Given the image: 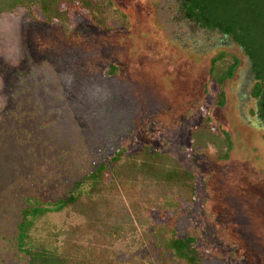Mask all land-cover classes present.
I'll return each mask as SVG.
<instances>
[{
    "label": "rangeland",
    "instance_id": "1",
    "mask_svg": "<svg viewBox=\"0 0 264 264\" xmlns=\"http://www.w3.org/2000/svg\"><path fill=\"white\" fill-rule=\"evenodd\" d=\"M110 1L127 15L126 29L101 31L83 12L70 26L21 9L0 15V264H27L15 244L26 198H62L100 161L142 149L173 156L196 183L192 204L152 212L153 222L192 237L204 264H264V131L253 125L246 56L183 20L177 0ZM220 53L239 64L218 87L208 70ZM109 65L118 75H106ZM205 115L229 135L226 160L190 147ZM71 220L52 213L44 222ZM116 251L125 262L140 252Z\"/></svg>",
    "mask_w": 264,
    "mask_h": 264
},
{
    "label": "trees",
    "instance_id": "2",
    "mask_svg": "<svg viewBox=\"0 0 264 264\" xmlns=\"http://www.w3.org/2000/svg\"><path fill=\"white\" fill-rule=\"evenodd\" d=\"M177 1L183 20L211 34L219 32L248 58L257 82L252 94L256 113L264 122V7H258L260 0ZM20 9L46 24L70 26L71 16L83 12L101 31L128 26L127 15L110 0H0V15ZM238 64V58L218 54L210 62L211 81L221 87ZM118 73L114 65L106 71L108 77ZM217 100L223 107V90ZM190 142L192 149H213L219 160H226L231 151L229 135L215 130L207 115L191 129ZM195 197L194 175L173 156L148 149L129 154L119 150L83 173L66 196L51 202L39 196L26 198L16 226V248L27 264H153L159 259V264H204L192 237L151 220L152 212L174 211L182 203L192 204ZM52 213L72 220L61 226L44 222ZM118 244L147 253L125 262L117 258ZM147 246L158 252V259Z\"/></svg>",
    "mask_w": 264,
    "mask_h": 264
},
{
    "label": "flooded vegetation",
    "instance_id": "3",
    "mask_svg": "<svg viewBox=\"0 0 264 264\" xmlns=\"http://www.w3.org/2000/svg\"><path fill=\"white\" fill-rule=\"evenodd\" d=\"M202 31H205V30H202ZM205 32H207V31H205ZM216 34L217 35H219V43H224V41H226V42H228V43H230L225 37H223L219 32H216ZM231 43H233V42H231ZM234 44V43H233ZM247 58V57H246ZM250 67H251V65H250V63H249V60H248V58H247V70H246V72H245V76H244V79H245V84H249V85H251V92H250V98L251 99H253V96H252V94H253V92H254V89H255V86L257 85V82H256V79H255V75H253L252 74V72H251V70H250ZM244 90H241V92H243ZM245 94V93H244ZM243 94V96H244V98H245V95ZM242 96V97H243ZM254 100V99H253ZM256 107H257V105L255 104V102H254V117H255V123L253 124L254 126H255V128H257V129H261V130H263L264 131V122H262L260 119H259V115L256 113ZM240 109V108H239Z\"/></svg>",
    "mask_w": 264,
    "mask_h": 264
}]
</instances>
